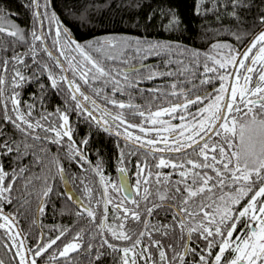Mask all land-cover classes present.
Masks as SVG:
<instances>
[{"label": "snow or ice", "instance_id": "obj_1", "mask_svg": "<svg viewBox=\"0 0 264 264\" xmlns=\"http://www.w3.org/2000/svg\"><path fill=\"white\" fill-rule=\"evenodd\" d=\"M109 6L0 0V264H264V0Z\"/></svg>", "mask_w": 264, "mask_h": 264}, {"label": "trees", "instance_id": "obj_2", "mask_svg": "<svg viewBox=\"0 0 264 264\" xmlns=\"http://www.w3.org/2000/svg\"><path fill=\"white\" fill-rule=\"evenodd\" d=\"M90 2L93 5H99L100 7H97L94 9V15L99 17L100 20V26L101 29L104 31H109V32H133L134 31V26L131 24H123L120 23V15L118 12L115 11L114 7H110V4L114 3V0H90ZM22 0H13L14 8L19 9L21 7ZM177 3L183 13H185L189 28L192 30L193 34L198 30V25H199V20L192 18L190 15H188V7H189V0H177ZM67 22V21H66ZM23 23V20L21 21ZM188 37L187 42H191V36H189L188 33L185 34ZM197 46H200L197 44ZM165 57H152L146 61V63L152 64L156 61L162 60ZM173 69L177 67L175 63L171 65ZM160 69L164 70V65L160 64ZM145 73L147 70H144ZM171 79H183V77H177V76H168L165 75L163 77V81L167 82ZM161 83L160 78H154L152 81H143L141 83V87L143 88H152L154 85ZM31 91V89H29ZM110 91V89H109ZM133 92L135 94L136 100L135 102L138 104H145L151 102L153 103V107H155L156 103L158 102H153L151 101V96L154 95L153 93H149L147 91L141 93L139 89H133ZM123 98L127 99V96L125 95ZM62 101L60 100L59 97H53V103H61ZM74 118V117H73ZM178 122V121H177ZM80 129V133L83 134V132L87 129V125H79L78 126ZM95 135V133L93 134ZM114 140L115 138L113 137L111 140H109L107 137H102L100 138L99 142L104 144L105 146V164L106 168L109 172L113 174V176L116 175L115 173V161H114ZM52 150L55 152L56 148L53 146ZM93 161L95 160V155L92 156ZM75 167V165H73ZM167 170V169H165ZM62 187V185H61ZM57 206L59 207V201H57ZM23 211V210H22ZM49 212H50V206H49ZM65 222H70L69 218L67 216L64 217ZM46 224L47 223H52L53 221L51 218H46L44 221ZM29 219H22L21 220V227L27 230L29 228ZM3 254V249H0V255Z\"/></svg>", "mask_w": 264, "mask_h": 264}]
</instances>
